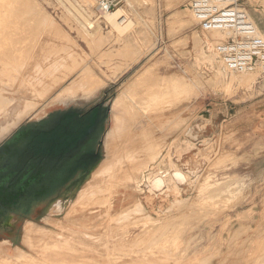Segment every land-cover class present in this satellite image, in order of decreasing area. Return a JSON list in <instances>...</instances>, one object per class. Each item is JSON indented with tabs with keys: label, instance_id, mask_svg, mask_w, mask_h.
I'll list each match as a JSON object with an SVG mask.
<instances>
[{
	"label": "rangeland",
	"instance_id": "1",
	"mask_svg": "<svg viewBox=\"0 0 264 264\" xmlns=\"http://www.w3.org/2000/svg\"><path fill=\"white\" fill-rule=\"evenodd\" d=\"M148 1L120 6L129 18L138 14L144 21L130 46L102 22L92 30L99 34L94 44L82 37L80 15H89L84 0H0V85L8 99H30L27 89L44 84L59 91L88 69L103 81L100 90L79 94L70 105L41 99L39 110L1 137L0 146L25 124L55 111L101 108L104 114L97 158L82 165L73 186L49 205L28 204L31 192L13 203L23 160L16 151L0 156V264H264V76H253V87L231 84V77L218 81L212 42L190 11L192 0H171L169 6L166 0ZM97 2L91 19L103 21ZM241 2L264 30V1ZM175 17L182 21L173 25ZM129 87L135 95L114 110ZM117 123V164L105 178L93 175L106 160L107 136ZM134 148L139 154L129 155ZM178 170L188 178L178 193L146 188L158 176L171 181ZM133 176L142 182H129ZM89 183L97 184L95 201L105 205L78 208L70 217ZM132 202L125 216L113 215ZM54 204L58 212L47 211ZM28 224L58 236L53 244L50 238L36 242L32 250ZM16 248L24 260H12ZM55 251L74 259L59 261Z\"/></svg>",
	"mask_w": 264,
	"mask_h": 264
},
{
	"label": "bare ground",
	"instance_id": "2",
	"mask_svg": "<svg viewBox=\"0 0 264 264\" xmlns=\"http://www.w3.org/2000/svg\"><path fill=\"white\" fill-rule=\"evenodd\" d=\"M67 1H68V4H70L69 0H67ZM142 2L144 4H146L149 1L148 0H142ZM170 2H171V0H166V3H167L168 6H169V3ZM84 3L86 5L87 9L89 10V15H87V17L86 16H83V14L80 15V17L82 18V23L80 24V26H82L81 27L82 28V31H79V32L82 33V37H84V35L90 37L93 40V44H94L95 43V39H97L95 37H99V34L98 35L97 34L96 35L93 34L92 33V30L93 29H96V27L100 29V24L102 22V23L107 24L114 31L117 32L118 35H116L115 38L118 40V42H121V43L122 42H126V44L127 45H130V46L133 44V41L135 40L136 35L139 34L140 31H141V25L144 24V21H143L142 17L138 16V14H137V16H136L137 19L136 20L130 18V19H132L131 20V23H129L128 26L123 27L122 26V21H123V19L125 17L128 16V14L126 13V11H124L122 8H120L116 12H110L108 14H102V15L99 14L103 18V21H100L101 20L100 18L95 21V20H92L93 18L91 19V15L93 16V12H94V11L92 12V10H91V7L94 5L93 0H84ZM74 4H75V2H74ZM76 5L74 6V8L76 7ZM79 5L80 4H78L77 6H79ZM129 5L131 7L133 6L132 3H129ZM71 6H73V4L69 6L70 9H72ZM80 9L82 10V8H80ZM76 10H79V9H76ZM83 13H85V12H83ZM77 15H78V13H77ZM42 16H46V14H42ZM133 17H134V15H133ZM251 18H252V16H251ZM252 20L257 25L259 37L262 38V39H264V30H262V28L258 25V23H257V21L255 19L252 18ZM78 21H76L77 24H78ZM181 21H182L181 19H178L176 17L174 19H172L173 25L179 24ZM81 33H79V34L81 35ZM203 35H205L206 38L212 42V45L211 46L213 48L211 47L212 48V54L211 53L210 54H211V56H213V59H212V57H210V58L213 60V61L211 60V64H213V62H215L216 64H218V66H216V64H215L216 67L213 64V66L215 67V69L217 71L218 81L226 80L228 77H231V79L229 78L231 84L238 83V84H241V85L244 84V85H246L248 87H253V85L255 83L253 76H255L257 74L230 72V71H227L224 68V66L222 64V61L220 59V56L217 54L215 47H216V45L218 43L224 42L227 39V35L224 32H221V31H208V32L203 33ZM92 40H91V42H92ZM217 60H218V62H217ZM6 66H9V65L6 64ZM9 67H7V68H9ZM82 72L83 73H81L80 75H77L76 78H74L73 80H71L69 82V84H67L66 86H64L59 91H56L57 88L55 86L51 85V84H44L41 89H27V94L28 95L27 94L26 95L28 97L30 96V99L24 97V99H19V100L18 99L17 100L14 99V100H10L4 94V91H5V87L4 86L5 85H0V114L2 113V115L5 118V121L0 124V138L3 137L5 134H7L12 128L17 127L18 123L22 119H24L26 116L31 115L33 113H36L39 110L38 109V106L40 104V100L41 99L42 100H47V98L48 99L49 98H52V100L50 101L51 104H62V105H68L69 104L70 105V103H74L75 102L73 99L76 98L79 94H83V95L84 94H89V95H91L93 93V91H94V88H97L99 90L101 89V88H98L97 86H99L100 84L102 85L103 84V81L102 80L100 81L99 80V77H97V75L92 70L88 69V70L82 71ZM7 74H9V73L7 72ZM1 75H2V73H1ZM67 78L68 77H66V80H67ZM101 85L99 87H101ZM149 92H151V91H149ZM154 92L153 93H150V101H151V96H153L151 94H156ZM135 93H136V90L135 89H131L129 87L128 89H126V92H123V94H121L118 97V99L115 100L112 108H114V110H117L119 107L123 106V104L127 100V98L134 96ZM158 97L159 96H158V93H157L156 98H158ZM34 100H37V101L33 102ZM146 100L143 99V98H141V99H139V102L146 103ZM153 100L155 101V99H152V101ZM156 101H157V99H156ZM43 107L44 106H42V108ZM42 110H44V109H42ZM118 128H119V125L117 123V129L115 131H111L108 134L107 141H106V144H105V154H106L105 156H106V160H105V162L102 163V166H99L100 168L97 169L96 172H93V175H96V173H97V175H101V177H104L105 178L107 175H110V172L113 170V168L117 164L116 163L117 162V158H115V157L113 158L112 156L115 153L114 152L115 149H116L115 146L118 145V142H119V140L117 138V135H118V133L121 130L118 129ZM120 134H121V132H120ZM189 144H190V142H189ZM191 145H192V143H191ZM138 151H139V149L134 148L133 151H130V154L129 155H131V156H137ZM133 160H134V158H133ZM182 173H180L179 170L174 175L172 173L173 177H170L172 182L169 181V180H167L163 176H158V177L154 178L153 180H151V182L148 183V185L146 186V188L149 189V190L151 189L155 193L165 192L166 189H169L170 192L171 191H176L177 189L180 191V187L179 186H182V185L184 186L187 183V179H188L187 178L185 180L186 176L184 178V174H182ZM196 173L197 172H192L193 175H195ZM167 174L168 173H166L165 177L167 176ZM90 175H92V174H90ZM168 179H169V177H168ZM133 181L138 182V183H141L142 182V179L141 178L138 179L135 176H133L129 180V182L132 183ZM72 186H73V184L69 185L64 190V192L68 191ZM126 190L127 189H125V191L123 193H121V195H122L121 197H126V194H125L126 193ZM178 190H177V193L179 192ZM98 196H99V191H98V188H97V184H91V183H89L88 187L82 192V194H80L79 201H78V204H77L78 206L75 207L72 210V213L70 214V217L73 214H76L77 213V209L78 208H81L82 210L83 209L84 210L85 209L89 210L88 208L96 207L99 203L102 204V205H105V202H103L102 200L95 201L96 198L98 199ZM58 203H60V202H58ZM57 209H58V204H54V205H51L48 208L47 211L50 210L51 212L55 213V212H58ZM108 210H109V207H108ZM127 210H128L127 208L126 209H123L122 211H120L118 213H115L113 215H115L116 217H120V216L123 217V216H125V214H127L126 213ZM111 211H112V209H111ZM113 215H111V216H113ZM84 224H87V222L84 223ZM84 224L82 223L81 226L78 225V227L81 228V227L84 226ZM76 227H77V225H76ZM92 227H94V226H92ZM24 230H25V233L27 235L28 245L32 248V250H35L34 248H35V246L37 244L36 242L39 243L40 240L41 241H46V240H49V238H50V240L48 242H49V244L50 243L53 244V239H51V238H53L54 235H57L58 236L57 233H54L52 235V233H50V231H47V230H44V229H39V228H37L33 224H28L27 226H25V229ZM55 249H57V248H55ZM3 252H5V251H3ZM55 253L58 256V258H59L58 260L59 261H62V260L70 261L68 259H74L71 256L69 257L68 254H66V253H62V252H58V251H55ZM52 254L53 253H51V255ZM46 257H49V256L47 255ZM24 258H26V257L23 254L22 250L20 248L19 249L16 248V253L14 255V258H12V260L13 259H16V260H21L22 261V260H24ZM27 259H29V258H27ZM27 259H25V260H27ZM30 259H35L36 260L35 257L34 258L31 257ZM80 259H82V258H80ZM54 262H55V259H54ZM56 263H58V262H56Z\"/></svg>",
	"mask_w": 264,
	"mask_h": 264
},
{
	"label": "crops",
	"instance_id": "3",
	"mask_svg": "<svg viewBox=\"0 0 264 264\" xmlns=\"http://www.w3.org/2000/svg\"><path fill=\"white\" fill-rule=\"evenodd\" d=\"M103 116L101 108L55 111L46 117L48 121L42 118L16 130L0 146V156L16 151V158L23 160L15 173L17 196L13 203L18 205L29 192L33 195L28 204L49 205L57 200L63 189L81 176L82 165L97 158V134ZM128 205L125 208L131 210L135 203Z\"/></svg>",
	"mask_w": 264,
	"mask_h": 264
},
{
	"label": "built area",
	"instance_id": "4",
	"mask_svg": "<svg viewBox=\"0 0 264 264\" xmlns=\"http://www.w3.org/2000/svg\"><path fill=\"white\" fill-rule=\"evenodd\" d=\"M124 2L98 0L96 10L100 15L116 12ZM190 11L203 33L221 31L227 35L215 47L227 71L264 76V39L241 0H192ZM130 22L127 16L122 26Z\"/></svg>",
	"mask_w": 264,
	"mask_h": 264
},
{
	"label": "water",
	"instance_id": "5",
	"mask_svg": "<svg viewBox=\"0 0 264 264\" xmlns=\"http://www.w3.org/2000/svg\"><path fill=\"white\" fill-rule=\"evenodd\" d=\"M193 138V137H192ZM194 139V138H193Z\"/></svg>",
	"mask_w": 264,
	"mask_h": 264
}]
</instances>
